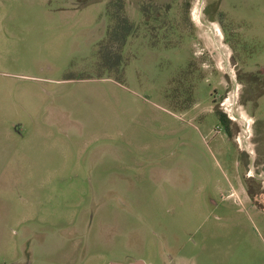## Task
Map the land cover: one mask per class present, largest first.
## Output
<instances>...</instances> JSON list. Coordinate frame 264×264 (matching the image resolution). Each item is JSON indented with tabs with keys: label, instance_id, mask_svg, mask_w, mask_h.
Instances as JSON below:
<instances>
[{
	"label": "rangeland",
	"instance_id": "obj_1",
	"mask_svg": "<svg viewBox=\"0 0 264 264\" xmlns=\"http://www.w3.org/2000/svg\"><path fill=\"white\" fill-rule=\"evenodd\" d=\"M90 1L0 0V264H264V0Z\"/></svg>",
	"mask_w": 264,
	"mask_h": 264
},
{
	"label": "trees",
	"instance_id": "obj_2",
	"mask_svg": "<svg viewBox=\"0 0 264 264\" xmlns=\"http://www.w3.org/2000/svg\"><path fill=\"white\" fill-rule=\"evenodd\" d=\"M114 5L116 7V11L114 14H115V17L117 18V22H116V25L114 27L113 36H115L117 38L120 37L122 39H126L127 35L130 32L131 24L129 23V20L127 19L126 15L124 13L123 0H116ZM217 113H219L220 122L225 127V129L227 131H229L228 130V126L230 123L229 118L227 117V115L225 113H222L219 111H217Z\"/></svg>",
	"mask_w": 264,
	"mask_h": 264
},
{
	"label": "crops",
	"instance_id": "obj_3",
	"mask_svg": "<svg viewBox=\"0 0 264 264\" xmlns=\"http://www.w3.org/2000/svg\"><path fill=\"white\" fill-rule=\"evenodd\" d=\"M101 1H103V0H93V2H101ZM89 2V1H88ZM90 2H92V0L90 1ZM84 3H86V2H83V4Z\"/></svg>",
	"mask_w": 264,
	"mask_h": 264
},
{
	"label": "water",
	"instance_id": "obj_4",
	"mask_svg": "<svg viewBox=\"0 0 264 264\" xmlns=\"http://www.w3.org/2000/svg\"><path fill=\"white\" fill-rule=\"evenodd\" d=\"M138 264H143L142 262H139Z\"/></svg>",
	"mask_w": 264,
	"mask_h": 264
}]
</instances>
